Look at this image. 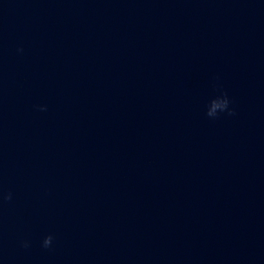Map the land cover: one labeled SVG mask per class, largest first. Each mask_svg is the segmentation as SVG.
<instances>
[{
  "label": "clouds",
  "instance_id": "9594fccd",
  "mask_svg": "<svg viewBox=\"0 0 264 264\" xmlns=\"http://www.w3.org/2000/svg\"><path fill=\"white\" fill-rule=\"evenodd\" d=\"M229 109V100L227 98V95L219 96L214 99H212L208 105V110H207V116L208 117H216L218 112L222 111H227ZM41 110H45L44 108H41ZM229 114H232L229 111ZM5 199H11V196L5 197ZM53 243V236L48 235L45 236L43 241H42V247L45 249L50 248ZM24 247H28V242H23Z\"/></svg>",
  "mask_w": 264,
  "mask_h": 264
}]
</instances>
